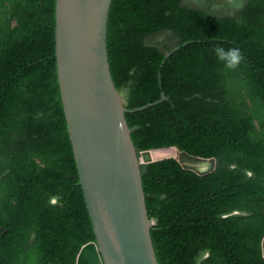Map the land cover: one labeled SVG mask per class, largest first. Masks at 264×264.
<instances>
[{
    "label": "trees",
    "instance_id": "16d2710c",
    "mask_svg": "<svg viewBox=\"0 0 264 264\" xmlns=\"http://www.w3.org/2000/svg\"><path fill=\"white\" fill-rule=\"evenodd\" d=\"M56 35L57 0H0V264H77L97 240ZM109 51L126 107L155 104L127 117L160 263L264 264V0H114Z\"/></svg>",
    "mask_w": 264,
    "mask_h": 264
},
{
    "label": "water",
    "instance_id": "95a60500",
    "mask_svg": "<svg viewBox=\"0 0 264 264\" xmlns=\"http://www.w3.org/2000/svg\"><path fill=\"white\" fill-rule=\"evenodd\" d=\"M113 3L58 0L57 4L59 80L97 235L96 241L83 246L77 264H161L142 162L127 118L155 104L129 110L114 82L109 51ZM167 99L164 93L160 102ZM262 249L264 256V238Z\"/></svg>",
    "mask_w": 264,
    "mask_h": 264
},
{
    "label": "clouds",
    "instance_id": "9594fccd",
    "mask_svg": "<svg viewBox=\"0 0 264 264\" xmlns=\"http://www.w3.org/2000/svg\"><path fill=\"white\" fill-rule=\"evenodd\" d=\"M197 1H200V0H184V3H185V5H187V6H191L192 4H194L195 2H197ZM57 4H58V0H57ZM113 8V7H112ZM199 9H209V7H205V8H201V7H198ZM20 28H17L16 29V31H18ZM192 41H194V42H192ZM188 42H191V43H185L184 44V47L185 46H188V45H190V44H192V43H196L197 41L196 40H191V41H188ZM198 42H200V41H198ZM56 48H57V35H56ZM178 48H180V47H178ZM178 48H176L175 50H173L169 55H171L174 51V53H176V52H179L180 50H181V48L180 49H178ZM178 49V50H177ZM177 50V51H176ZM214 52H215V55H216V57H217V59L219 60V61H221V62H223V64H224V67L225 68H227V69H234V68H236L237 66H238V64L241 62V60L243 59V55H242V53L240 52V50L238 49V48H235V47H233V48H228V49H225V48H223V47H216L215 49H214ZM173 53V54H174ZM172 54V55H173ZM168 55V56H169ZM171 55V56H172ZM56 58H57V51H56ZM110 63H111V60H110ZM57 65H58V58H57ZM111 72H112V65H111ZM112 76H113V72H112ZM58 77H59V70H58ZM113 79H114V76H113ZM114 82H115V79H114ZM59 84H60V80H59ZM115 84H116V82H115ZM208 85L209 84H207V85H204V88H203V90H206V91H208ZM117 86V85H116ZM117 89H118V87H117ZM60 90H61V85H60ZM119 90V89H118ZM217 90H219V89H217ZM120 91V90H119ZM121 92V91H120ZM202 92V94L204 93L203 91H201ZM121 94H122V97H123V99H124V102H125V96H124V94L121 92ZM61 95H62V90H61ZM163 95H164V93H163ZM165 95H166V93H165ZM167 96V95H166ZM197 97V96H196ZM202 98H204L203 96H201ZM167 98H168V96H167ZM162 99H163V97H162ZM161 99V100H162ZM169 99V98H168ZM167 99V100H168ZM160 100V101H161ZM62 101H63V96H62ZM159 103H161V102H159ZM159 103H157V104H159ZM63 106H64V102H63ZM125 106H126V103H125ZM127 108V107H126ZM141 108H143V107H141ZM138 109H140V108H138ZM130 110V109H129ZM135 110V109H134ZM64 111H65V108H64ZM136 112H138V111H136ZM136 112H133V113H136ZM133 113H130V114H133ZM65 115H66V113H65ZM128 116V115H127ZM67 118V117H66ZM128 118V117H127ZM67 123H68V121H67ZM130 124V123H129ZM68 127H69V125H68ZM132 130V129H131ZM133 133V132H132ZM134 139V138H133ZM72 141V140H71ZM6 140H5V136L3 137V136H1V129H0V159H2V158H6V157H9L10 156V153H9V151H7L8 149L6 148ZM135 142V141H134ZM73 147H74V145H73ZM146 154L145 153H143V156H145ZM151 156L152 157H155L154 156V152L151 154ZM139 157H140V155H139ZM140 160H141V157H140ZM141 162H142V166H143V164L145 163L144 161H142L141 160ZM216 164H217V161H214V162H210V161H201L200 162V164L198 165V169H196V170H198V171H201V172H203V171H212V170H214L215 169V167H216ZM204 165H206L207 166V170H202V169H205V167H204ZM212 166H213V168H212ZM212 168V169H211ZM143 179H144V177H143ZM145 183V182H144ZM146 189V188H145ZM155 224V223H154ZM263 238H264V236H263ZM262 241H263V239H262ZM262 251H263V249H262Z\"/></svg>",
    "mask_w": 264,
    "mask_h": 264
},
{
    "label": "rangeland",
    "instance_id": "374dc122",
    "mask_svg": "<svg viewBox=\"0 0 264 264\" xmlns=\"http://www.w3.org/2000/svg\"><path fill=\"white\" fill-rule=\"evenodd\" d=\"M179 158H180V157H179ZM199 164H200V163H199ZM199 164H198V165H199ZM188 165L191 166V167H195L196 169H198V165H194L193 163H189ZM204 167H205V169H202V170H207V166L204 165ZM212 168H213V166H212ZM212 168H211V169H212Z\"/></svg>",
    "mask_w": 264,
    "mask_h": 264
}]
</instances>
